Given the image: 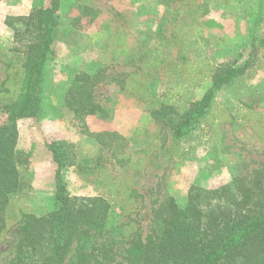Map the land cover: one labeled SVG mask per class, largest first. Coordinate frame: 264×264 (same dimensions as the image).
<instances>
[{
    "label": "rangeland",
    "instance_id": "obj_1",
    "mask_svg": "<svg viewBox=\"0 0 264 264\" xmlns=\"http://www.w3.org/2000/svg\"><path fill=\"white\" fill-rule=\"evenodd\" d=\"M198 1L203 0L174 19L164 0H0V88L9 65L19 67L25 60L27 41L16 36L15 28L23 32L22 18L33 9L57 5L58 31L45 67L42 112L17 122L16 152L27 162L19 165L27 211L43 217L57 207V163L49 148L55 142L66 156L62 178L69 195H103L111 201L107 229L118 241V253L127 242L118 227L130 213L146 238L157 200L170 195L184 205L192 186L222 187L264 162V0H206L197 11ZM80 5L97 10L93 23L82 17ZM11 20L13 26L7 24ZM248 60L245 74L217 92L212 110L188 136L176 139L172 129L152 117L162 102L184 109L191 99H201L212 85L211 77L202 79L208 65L225 69ZM100 70L105 80L95 88L94 100L104 115L76 117L67 105L76 74ZM6 119L0 109V125ZM108 131L125 137L127 156L142 160L138 165L105 163L137 191L136 211L130 212L133 204L124 206L120 197L96 189L97 170L89 162L100 146L95 134ZM219 158L227 165L220 166ZM18 226L12 222L5 234L0 264L14 258L21 239Z\"/></svg>",
    "mask_w": 264,
    "mask_h": 264
},
{
    "label": "trees",
    "instance_id": "obj_2",
    "mask_svg": "<svg viewBox=\"0 0 264 264\" xmlns=\"http://www.w3.org/2000/svg\"><path fill=\"white\" fill-rule=\"evenodd\" d=\"M164 3L168 15L177 19L196 0H164ZM172 4L179 5L171 9ZM205 6L206 0L198 1L196 10ZM56 7L55 4L53 8L33 9L22 18L23 32L15 28L16 36L27 41L25 60L19 67L9 65L0 88V109L7 113L6 122L0 125V246L12 222L19 223L21 235L14 258L8 264H264V162L250 174L235 176L222 187L192 186L184 205L170 195L157 200L146 238L130 213L129 221L118 227L121 240L127 241L122 253L115 251L118 241L108 235L111 201L103 195L90 198L69 195L62 178L66 156L56 142L49 148L57 163V207L43 217L25 209L19 165L27 162L16 152L17 122L36 118L42 112L45 67L58 31ZM79 9L88 23L97 19V10L83 5ZM76 23L80 21L75 20ZM7 24L14 25L12 20ZM250 61L225 69L208 65L202 79L211 77L212 85L201 99H191L184 109L162 102L152 117L172 129L176 139L188 136L212 110L217 92L243 76ZM104 80L103 70L76 74L67 104L76 117L104 115V109L94 100V90ZM95 137L100 146L89 164L97 170L96 189L109 197H120L124 206L133 204L130 212L136 211L137 191L124 174L111 172L105 163L115 160L120 165L126 161L138 165L142 160L135 161L124 153L125 137L117 131L97 133ZM218 162L220 166L227 165L222 158Z\"/></svg>",
    "mask_w": 264,
    "mask_h": 264
},
{
    "label": "crops",
    "instance_id": "obj_3",
    "mask_svg": "<svg viewBox=\"0 0 264 264\" xmlns=\"http://www.w3.org/2000/svg\"><path fill=\"white\" fill-rule=\"evenodd\" d=\"M137 9H138V8H137ZM140 10H141V9H140ZM141 13H144V15H145L146 12L141 10ZM204 26H205V25H204ZM207 26H208V25H207ZM205 27H206V26H205ZM253 28H254V26L251 27V30H252ZM125 86H126V81H125ZM134 91H135V90H133V88H131L129 92H130L131 94H133V95H136L137 98H138V100L142 102L143 99L140 97L138 91H137V93H136V91H135V92H134ZM125 131H127L126 128H124V132L122 131V133H124V135H127V134H126L127 132H125Z\"/></svg>",
    "mask_w": 264,
    "mask_h": 264
}]
</instances>
